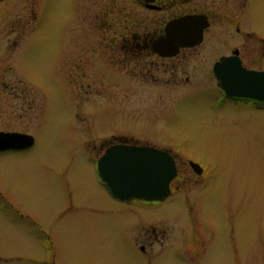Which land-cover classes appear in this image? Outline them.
Here are the masks:
<instances>
[{"label":"rangeland","instance_id":"374dc122","mask_svg":"<svg viewBox=\"0 0 264 264\" xmlns=\"http://www.w3.org/2000/svg\"><path fill=\"white\" fill-rule=\"evenodd\" d=\"M75 1L38 0L32 34L17 17L0 19V131L35 138L0 152V264H264V110L209 112L206 94L172 97L167 141L156 145L201 163L202 180L159 204L115 198L97 154L115 130L141 132L127 96L112 97L107 69L77 63L90 42ZM161 222L167 246L139 249L143 227Z\"/></svg>","mask_w":264,"mask_h":264},{"label":"flooded vegetation","instance_id":"af4514ba","mask_svg":"<svg viewBox=\"0 0 264 264\" xmlns=\"http://www.w3.org/2000/svg\"><path fill=\"white\" fill-rule=\"evenodd\" d=\"M25 1L30 3L29 11L24 5L26 14L22 15V0H0V19L17 17L20 28L22 24L23 27L29 24L32 34L38 18V0ZM262 1L85 0L84 3L76 0L73 12L81 26L80 37H89L90 42L77 49V63L83 62L78 59L87 57L107 69L112 97L127 96L129 111L136 121L135 129L141 132L136 135L115 130V136L103 141V150L98 152L97 159L116 144L153 146L168 151L176 159L178 175L170 185L169 197L175 191L189 192L198 186L204 170L198 175L191 164L193 160L156 143L167 141L168 133L162 129L173 122L170 112L174 96L206 94L208 102L204 107L209 112L241 108L264 110V100L258 95H232L224 88L239 87L255 93L262 89L264 11H259L256 4ZM25 32L21 30L15 34V49L20 46L16 40ZM58 65L63 74L62 56ZM62 79L64 81V74ZM119 85L124 86L126 93L119 94ZM181 160L183 165H180ZM188 169L198 178H191ZM166 199L136 201L159 204ZM167 235L164 222L145 225L135 242L144 251L162 249L167 246Z\"/></svg>","mask_w":264,"mask_h":264},{"label":"water","instance_id":"95a60500","mask_svg":"<svg viewBox=\"0 0 264 264\" xmlns=\"http://www.w3.org/2000/svg\"><path fill=\"white\" fill-rule=\"evenodd\" d=\"M221 75L220 69L217 70ZM262 89L246 92L239 87L224 88L232 95L258 97L264 100V73ZM221 77V76H220ZM35 144V138L20 132L0 131V151L24 150ZM98 173L107 189L117 199L123 201L164 200L171 194L170 185L178 175L176 159L168 151L153 146L116 144L109 147L98 161ZM199 175L203 173L201 165L191 162Z\"/></svg>","mask_w":264,"mask_h":264}]
</instances>
